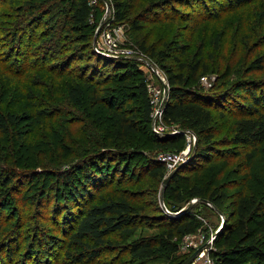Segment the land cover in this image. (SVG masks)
<instances>
[{"label": "trees", "instance_id": "1", "mask_svg": "<svg viewBox=\"0 0 264 264\" xmlns=\"http://www.w3.org/2000/svg\"><path fill=\"white\" fill-rule=\"evenodd\" d=\"M136 1L130 0L128 3V0H113L114 20L124 22L126 16L133 13ZM198 1L201 0H153L151 4L147 5V8L144 7L140 13L134 16L135 35L139 36V30H141L139 21H168L172 18L171 15H177V7L189 8L190 5L195 7V3ZM246 1L248 0H234L232 1L233 4H230L226 0L225 3H222V11L231 9V12L241 8ZM227 3L229 5H226ZM4 5L9 9V16L3 20V13L0 14V33L5 36L9 35L14 47L10 48V50L12 49V55L9 58L10 63L5 67L9 73L8 87L5 88V85L0 82V104L3 101L2 90L8 91L13 86L12 83L17 81L15 78L28 77L31 71H38L42 77L48 74L50 77L53 74L57 79L55 82L57 85H61L63 82L64 87L62 89H65L70 104L86 116L93 117L100 127L103 120L99 116L94 117L90 110L107 107L111 129L107 131L109 137L103 135L98 138L101 140L100 142L96 140L95 135L92 138L85 131V139L83 143L78 144L81 145V148L76 153L40 157L37 153H43L42 151L26 148L24 150H30V153L20 159L16 158L17 156L13 153L14 150H18L15 147L10 150L11 152L0 150V159L8 163L6 170H3L5 171L4 175H7L3 182L6 190L1 192L0 200L7 195L10 186H14L15 179L24 176L16 171L17 167L25 166L33 170L36 167L59 169L54 170L53 173L56 175L55 178L59 177L64 185L69 186L70 192L67 195L78 196L84 200L76 212L70 213L72 233L69 236V243L75 252L71 253L65 250L63 252L65 256L63 264L66 263V258H70L73 264H107L102 258L104 251L115 253V250L119 251L121 257L127 255L132 263H141L159 257L168 258L177 254L180 251L181 241L186 236L194 235L202 229V222L197 214L189 212V210L181 214L178 212L180 207L175 212L166 208L169 212L166 213L157 206V197L154 199L155 203L144 201L147 192L140 188L141 186L133 190L116 185L115 193L108 195L106 188H110L111 185L105 184V181L112 177L109 173L97 176L98 180L104 182L102 188H98L101 183L99 185L94 183V179L88 171L83 174V182L79 186L74 184L71 174L73 173L71 170L79 167L88 170L94 167L111 166L114 160H112L113 156L110 155L109 151L117 148L120 153L115 161L119 168L123 164L124 170L118 171L117 169L116 173L125 175L131 170V173L134 174L138 168L131 167L132 161L140 159L143 163H141L142 166L139 171L142 172L139 174L136 183H140L143 179L142 175L150 179L164 181L165 164L144 157V152L151 149L164 151L177 149L178 141L183 139L184 135L166 134L161 136L152 131V105L149 90L145 79L137 69L136 63H133L134 60L97 55L99 60L105 63H113L118 70L129 72L130 69H134L135 73L133 72V75L128 78L130 81H122L118 84L117 89L106 86L110 76L105 71L101 79L95 80V77L98 76L95 74L99 72L98 69L89 70L90 67L84 66L87 68L83 69L79 75L74 69H71L76 60H84V56H77L78 47L82 44L86 45L85 49L90 48L91 53L95 56L89 23L94 7L89 4V0H67V2L66 0H0V7ZM156 11L157 16L155 18L151 16L153 19H149L148 15ZM193 15L194 12H185L181 13L180 18L189 21L191 26L197 27L198 20ZM66 18L69 22L67 29H65ZM61 20L65 21L62 25L64 34L60 36L59 42L54 43L53 37L56 33L54 30L61 29L58 28L62 24ZM42 21H44L45 28L38 32L39 24ZM1 23L3 24L1 25ZM139 45L144 52L148 53L150 58L158 59L162 64L169 58L177 61V69L163 65L167 74L169 89L168 100L164 104L161 119L166 126L180 123L185 130L192 131L198 137L197 148L194 150L192 158L199 155L205 164L210 163L207 168L211 172V176L204 184L190 180L189 175L185 174L191 171L198 172V169L201 170L203 167L195 169L194 166L190 167L191 163L180 166L164 187L161 199H159L160 202L163 201L165 205L164 200L167 199L174 204H181L191 198H197L199 203L211 204L217 214L226 217V221L215 238L214 249L209 252V256L215 259L217 264H264V177L260 180L256 174H250L249 170L244 168L237 171L236 169L243 164L236 162V166L224 174L223 178L231 179L229 184H225V179L219 178L222 170L218 168L217 171L213 158L209 156L214 146H226L228 147L226 152H214L222 159L218 162L219 166H231L232 160L239 155V151H234L236 147L258 146L264 143V94H260L264 87L261 86V81H250L244 77L246 79L244 84L242 86L237 85L238 88L241 87L248 93L250 102L244 101V104L237 105L241 107L233 105L235 109L244 113L236 115L235 119L230 121L229 131L226 135L216 141L213 140L214 127L212 123L214 115L210 108L213 106L210 103L214 97L210 95V90L216 92L217 86L214 84L209 90L202 87L192 88V84L197 86L195 81L207 73L208 65L203 62L202 58L191 63L182 62L179 55L184 54L185 48L173 41L164 43L165 48L159 51L146 46L143 41ZM5 50L6 46L0 40V51L4 53ZM247 68L251 71L264 73V55L256 57ZM86 72L89 75L84 80L83 76ZM49 80L54 83L51 77ZM22 81H18V89L21 87ZM130 89L135 90L138 95L140 103L138 112L127 108L123 109L124 104L128 101L126 100L127 91ZM13 90L16 89L13 88ZM86 90L90 93L89 104L85 100ZM53 93L52 88H50L48 98L35 104L40 108L36 110V117H33V121L31 120L27 125H33L34 121L45 119L42 123L47 122L45 128L56 127L61 124L64 127V132H69L72 136L76 130L73 127L74 122H67L66 118H62V113H53L57 110L52 109L56 101ZM21 94L26 100L35 99L32 86L27 87ZM45 94H48L47 90ZM25 117L30 120L32 118L31 113L22 115L9 109L0 112V134H9L11 128H17L15 137L22 141L26 132L20 130L19 125ZM58 117H61L62 120ZM104 127L106 129V124ZM140 132H143V139L137 138L133 143H129L130 139ZM128 143L134 150L124 151L122 149H126L123 144L127 145ZM120 158L125 163L119 162ZM66 165H69L67 169H60ZM243 171H247V173L242 175L240 179L237 178L236 175ZM120 181L118 180L117 183ZM132 181L134 182V180ZM88 184L92 185L89 189L86 188ZM234 187L238 188L234 192H230L229 189ZM58 191V186L57 188L56 186L52 187L51 192L54 197ZM2 207L5 209L6 206ZM60 207L55 208L54 215L56 218ZM193 207L195 206L193 205ZM142 228L154 229L158 232L149 236L137 235ZM114 235H124L128 241L123 245L116 243L111 239ZM33 242L36 243L35 236L32 238L31 245ZM43 245L44 242L39 240L38 247L42 249ZM27 249L26 252L29 253L32 246H28ZM9 258L13 259L12 255ZM118 259V255L113 256L109 262L116 264ZM186 259L179 264H182ZM12 263V260L7 263L0 259V264Z\"/></svg>", "mask_w": 264, "mask_h": 264}, {"label": "rangeland", "instance_id": "2", "mask_svg": "<svg viewBox=\"0 0 264 264\" xmlns=\"http://www.w3.org/2000/svg\"><path fill=\"white\" fill-rule=\"evenodd\" d=\"M90 1L94 7V12L92 13L89 23L91 26L90 36L92 48L95 56L91 53L90 48L85 49L86 45L82 44L78 47L79 50L77 49V56H84V60H76L71 69H74L77 75L82 73L83 69L87 67H90L89 70L93 68L98 69L100 73H95L96 76L98 75L95 77V80L101 79L102 74L105 71L110 76L109 82L106 86H109L112 89H117L118 84L122 83V81L129 82L130 80L128 78L131 77L133 75L132 73H135V71L134 69H130L129 72L118 70L113 63H105L99 60L97 55L101 57L105 56L100 54L101 49H98L97 51V44L99 42L103 47V50L107 49L104 48V46H111L114 53H128L130 56L129 58L134 60L133 63H136L137 69L141 73L140 75L145 79L150 98L154 103V116L157 115L156 110L160 105V102L165 96L168 97V93L165 92L166 90L163 84H161L148 69V65H151L154 69L158 70L164 80L166 89H168L169 83L163 65L177 69L178 63L172 58H169L163 64L158 59L150 58L148 53L144 52L139 45L142 41L146 46L152 47L157 51L165 48L164 43L173 41L185 48L184 54L179 55L182 62L191 63L196 59L202 58L203 62L208 65L209 69L207 70V73L196 80L195 82L197 86L192 84V88L202 87L205 90H209L211 89L210 85L212 87L214 84L217 86L216 92L210 90V95L214 97L211 101L212 103H210L213 105L210 108L214 115V121L212 123L214 127L213 140L217 141L225 136L229 131L230 121L235 119L236 115L244 113L235 109L233 105H242L244 104V101L250 102L248 93L241 87L238 88L239 85L242 86L244 84V80H246L244 77H247V80L250 81L260 80L261 86L263 85L264 87V73L251 71V69L247 68L256 57L264 55V0H248L243 3L241 8L234 9L231 12V9L222 11V3H225L226 0H201L195 3V7H193V5H190L191 7L189 8L177 7V15H171L172 18L168 21H139L141 28V30H139V36L135 35L136 32L133 27L134 16L140 13L144 7L147 8V5L149 3L151 4L153 0H137L133 13L126 16L124 22H116L114 20L113 0ZM227 1L228 3L230 2V4H233L232 1L234 0ZM106 3H109L112 8L108 14ZM128 3H130V0H128ZM228 3L226 5H229ZM8 12L9 9L7 6L4 5L0 7V14L3 13L4 15L3 20H6V17L9 16ZM185 12H194L193 16L198 20L197 27H195V25L191 26L189 21L180 18L181 13ZM144 13L146 12L144 11ZM157 14V11L149 14V19L152 18L151 16H154L155 18ZM102 17H106L107 23L98 33H96ZM64 22V20H61L62 24L58 27L61 29L54 30V32L56 31L55 36L53 37L54 43L59 42L60 36H63L64 34V28H62ZM2 24L3 23H1V25ZM68 27L69 22L66 18L65 29ZM44 28V21H42L39 24L38 32L42 31ZM107 29L112 36L111 43L101 41V37L106 33ZM0 40H2L6 46L4 53L0 51V82L5 85V88H7L9 73H7L8 70L5 67L10 63L9 58L10 55H12V49L10 50V48H13L14 44H12L9 35L5 36L3 33H0ZM215 41H217V43H215ZM141 61L146 62L144 63ZM29 74L28 77L22 76L15 78L17 81L12 83L13 86L10 87L8 91L2 90L3 101L0 104V112L7 109L16 111L22 115L29 112L31 113L32 118L29 120V118L25 117L19 125L20 130L26 132L22 141L15 137V131L17 128H11L9 134H0L1 151L11 152L10 150H13L15 147L18 150H14L13 153L17 156L16 158L21 159L30 153V150L26 151L24 149L33 148L43 152L37 153L40 157L47 155H52L54 157V154L60 156L63 153L70 154L80 151L81 145L78 144L83 143L85 139V131H87L92 138H94L95 135L97 138L96 140L99 142L101 140L98 138H101L103 135L109 137L107 131L111 129V126L108 120L107 112L109 109L107 107L90 110L94 117L99 116L100 119L103 120V124L100 127L94 121L93 117L86 116V114L77 110L70 104L65 89H62L64 87L63 82L61 85H57L55 83L57 79L53 74H51L50 77L54 83L50 82L49 74L43 77L40 76L38 71H31ZM84 74L83 79L85 80L89 73L86 72ZM19 80L23 81L21 87L18 89L17 86ZM29 86H32L33 88L35 94L34 100H26L23 97V94H21ZM13 88L16 90H13ZM50 88H52V91L54 92L53 97L56 99L52 109L57 110L53 111V113H62V118H66L67 122H74L73 127L76 128V130L72 133V136L69 132H64V127L61 124L56 127L50 126L45 128L47 122L42 124L45 119L43 121H34L33 125H27L31 120L33 121V117H36V110L40 108L35 106V104L39 102L41 103L44 99L48 98ZM46 90L48 91V94H45ZM260 94H264V89H262ZM127 95L128 97L126 100L128 101L124 104L123 109L127 108L138 112L140 109V103L136 91L130 89L127 91ZM89 96L90 93L86 90L85 100L87 103L89 101ZM58 119H61V117H58ZM159 119L160 117H158V120ZM105 124L106 129L104 127ZM156 127L160 132V134L157 135L165 136L166 134H182L184 137L178 141L177 149L165 151L161 149H151L150 151L144 152V157L148 159L152 158L157 161H159V155L166 153L178 154L184 158L189 157V161L182 165H188L191 163L190 167L194 166L195 169L198 167L203 168L201 170L198 169V172L191 171L185 174L189 175L190 180L194 182L199 181L201 184L207 182L211 176V172L207 168L210 163L205 164L199 155L198 157L193 156L192 158V154L197 148L196 145H193L195 141L194 136L187 133L188 130H185L180 123L173 126H165L160 122ZM29 131L30 133H28ZM152 131L154 132L153 126ZM137 138L143 139V132H140L138 135L131 138L129 143H133ZM196 139L198 141L197 136ZM129 143L127 145L123 144L126 148H122L124 151L134 150ZM226 148L228 147L216 145L209 153V156L214 160L213 163L216 164L215 167L217 168V171L218 168L222 170L219 177L220 179L221 177L222 180L225 179L223 178L224 174H226L230 168L236 166V162L243 164L236 169L237 171L244 168L249 170L250 174H256L260 180L264 177V143L258 146L247 145L236 147L234 151H239V155L232 160L231 166H219L218 162L222 161V159H220L214 151L224 153L226 152ZM110 150L109 153L113 156L112 160H114V162L112 161L111 166L100 168L94 167L88 170L79 167L71 170L73 172L71 174L73 175L74 184L77 186L81 185L83 182L82 176L88 171V173L92 175L94 183L97 185L101 183V186H95L102 188L104 182L98 180L97 176L109 173L112 177L105 181V184L111 185L110 188H106V193L108 195L115 193L117 188L116 185L133 190H136L141 186L140 188H143V190L147 192L144 201H153V203H155L154 199L157 197V206L161 210H163V207L165 206L171 212H175V210L180 207L178 212L181 214L185 212L184 210L189 204L194 203L195 207L188 210L189 212L197 214L202 222V229L199 230L194 237L191 236L185 241L182 240L180 243V251L168 258L159 257L141 263H132L127 255L121 257L118 250H115V253H113V251H104L102 258L103 260L105 259L107 264H112L109 261L113 259V256L117 255L119 259L116 264H179L182 260L188 258L198 245L207 242L212 234H216L221 228L223 222L226 221V217L217 214L211 204L206 203L204 205L203 203H199L197 198H191L181 204H174L170 200L165 199V205L163 206V201L160 202L159 200L161 199V194L164 189L163 180L150 179L149 177H144V175H142L143 179L140 183H136L139 174L142 172L139 171L142 166L141 163H143L140 159L132 161L131 167L138 168L134 174L131 173V170H129L128 173H125V175L116 173L117 169L118 171L124 170L123 164L119 168L115 161L120 152L117 148ZM121 160L122 159L120 158L119 162L125 163V161ZM7 164L8 163L0 159V194L5 189L3 182L7 175H4L5 171L3 170H6ZM68 167L69 165H66L60 169L65 170ZM54 170L57 171L59 169H43L41 167H36L33 170L32 168H26L25 166L17 167L16 171L24 176L15 179L14 186H10L7 195L0 200V259L2 261L4 260L9 263L10 260H12V264H63L65 257L63 252L65 250L66 252H75V249H71L69 243V236L72 233V222L69 218L71 215L70 213L76 212L84 200L78 196L74 197L72 195L69 196V194L67 195V193L70 192L69 186L67 184L64 185L62 179L59 177L55 178L56 175L53 173ZM170 172L171 169L167 168L165 164V177L169 175ZM246 173L247 171H243L236 176L240 179L241 176ZM118 180L121 181L117 183ZM132 180H134V182ZM230 180L231 179H225L224 183L229 184ZM53 186H56V188L58 186L59 190L55 197L51 192ZM90 186L92 185L88 184L86 188L89 189ZM236 188L238 187L231 188L229 191L234 192ZM97 192L99 191L97 190ZM2 206H6L5 209ZM57 206L61 207L58 217L56 218L54 214ZM156 232H158V230L142 228L138 231L137 235L141 234L143 236H149ZM34 236L36 237V243L33 242L31 245ZM133 237L135 238V236ZM126 238L127 237L124 235H114L111 239L114 242L123 245L128 241ZM39 240L44 242L42 249L38 247ZM54 240L55 242H53ZM188 244L189 247H187ZM27 245L32 246L29 253L26 252V250L28 251ZM10 255H12L13 259L9 258ZM65 264H73V261L70 258H66ZM197 264H201V262H198Z\"/></svg>", "mask_w": 264, "mask_h": 264}, {"label": "built area", "instance_id": "3", "mask_svg": "<svg viewBox=\"0 0 264 264\" xmlns=\"http://www.w3.org/2000/svg\"><path fill=\"white\" fill-rule=\"evenodd\" d=\"M95 1H97V0H95ZM89 4L91 5V6H93V4L91 3V1L89 0ZM106 10H107V14L108 13H110V10L112 9L111 8V5L109 4V3H106ZM107 21V19H106V17L105 18H103L102 17V20L99 22V25H98V29H97V32L96 33H98L101 29H102V27H104L105 25H106V22ZM101 41H107V42H109V43H111V41H112V36H111V33L110 32H108V29H107V31H106V33L105 34H103V36L101 37ZM104 43V42H103ZM96 45V44H95ZM116 46V45H115ZM103 47L100 45V43L98 42V44H97V51H98V49H101V51H100V54L101 55H103V56H105V57H116V58H129L130 56H129V54L128 53H114L113 52V50H112V48H111V46L110 47H107V46H104V48H107V49H102ZM113 54V55H112ZM142 60V59H141ZM141 62H146V61H141ZM149 67H148V69L151 71V73L155 76V78L161 83V84H163V86L165 87V92L166 93H168V89H166V86H165V84H164V80H163V78L161 77V75L159 74V72H158V70H156V69H154V67L153 66H151V65H148ZM151 67V68H150ZM204 79V78H203ZM205 81V80H204ZM210 87H211V85H210ZM168 100V97L167 96H165V98L160 102V105L157 107V115L156 116H154V111H153V107H154V103H153V100L151 99V105H152V126H153V129H154V132L156 133V134H160V132H159V130L157 129V124L159 125V123L160 122H162V112H163V108H164V104H165V102ZM158 117H160V119L158 120ZM162 125H164L163 124V122H162ZM166 126V125H165ZM187 132V131H186ZM187 133H189V134H191V135H193L194 136V143H193V145L195 146L196 145V141H197V139H196V135L192 132V131H190V130H188V132ZM189 157L188 158H184L183 156H180V155H178V154H172V153H166V154H161V155H159L158 156V160L159 161H161V162H163L164 164H166V167L167 168H169V169H171V172L174 170V169H176V168H178L180 165H182L183 163H185V162H188L189 161ZM162 202V201H161ZM162 204H163V202H162ZM163 206H164V204H163ZM163 210L166 212V213H169L168 211H167V209H166V207L164 206L163 207ZM175 215H177V214H175ZM197 234V233H196ZM194 237L195 236V234L194 235H189V236H186L183 240L185 241V240H187L188 238H190V237ZM216 238V234L214 233V234H212L211 236H210V238H209V240L207 241V242H205V243H203V244H201V245H198L195 249H197V248H199V247H202L203 246V250H202V252H200L198 255H197V257L194 259V261L192 262V263H194V264H197L198 262H201V264H217L216 263V261H215V259H213L212 257H210L209 256V252L211 251V250H213L214 249V245H213V242H214V239ZM183 245V244H182ZM192 245V244H191ZM187 247H189V244L187 245ZM191 263V264H192Z\"/></svg>", "mask_w": 264, "mask_h": 264}, {"label": "water", "instance_id": "4", "mask_svg": "<svg viewBox=\"0 0 264 264\" xmlns=\"http://www.w3.org/2000/svg\"><path fill=\"white\" fill-rule=\"evenodd\" d=\"M180 166H181V165H180ZM180 166H179V167H180ZM179 167H178V168H179ZM178 168H176L175 170H173L172 172H170V174L167 175V176L165 177V179H164V181H163L164 187H165V186L167 185V183L170 181L171 177H172L173 174L177 171ZM193 205H194V203L189 204L188 207L185 208L184 211H187L188 209L192 208ZM183 213H184V212H183ZM224 224H225V222H223L221 228L216 232V236H217V234L221 231V229L223 228ZM202 250H203V246H202V247H199V248H197V249H195V250L192 252V254H191V255H190V256H189V257H188V258H187L182 264H191V263L194 261V259L197 257V255H198L200 252H202Z\"/></svg>", "mask_w": 264, "mask_h": 264}]
</instances>
